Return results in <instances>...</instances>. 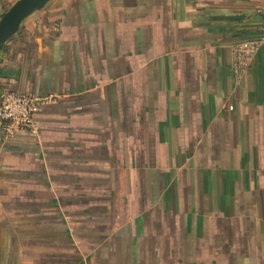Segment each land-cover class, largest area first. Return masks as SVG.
Here are the masks:
<instances>
[{
  "label": "crops",
  "instance_id": "crops-1",
  "mask_svg": "<svg viewBox=\"0 0 264 264\" xmlns=\"http://www.w3.org/2000/svg\"><path fill=\"white\" fill-rule=\"evenodd\" d=\"M18 0H0V20ZM264 0H51L0 52V264H264Z\"/></svg>",
  "mask_w": 264,
  "mask_h": 264
},
{
  "label": "built area",
  "instance_id": "built-area-1",
  "mask_svg": "<svg viewBox=\"0 0 264 264\" xmlns=\"http://www.w3.org/2000/svg\"><path fill=\"white\" fill-rule=\"evenodd\" d=\"M264 47V35L234 48L233 68L237 76L242 75L253 62L255 54ZM55 101L54 96H33L19 92H3L0 96V122L6 138L20 131L36 132V117L45 105Z\"/></svg>",
  "mask_w": 264,
  "mask_h": 264
},
{
  "label": "water",
  "instance_id": "water-1",
  "mask_svg": "<svg viewBox=\"0 0 264 264\" xmlns=\"http://www.w3.org/2000/svg\"><path fill=\"white\" fill-rule=\"evenodd\" d=\"M51 0H18L0 20V52L21 29L26 19L43 9Z\"/></svg>",
  "mask_w": 264,
  "mask_h": 264
}]
</instances>
